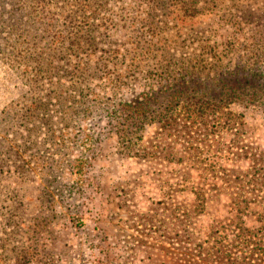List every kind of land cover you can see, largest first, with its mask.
<instances>
[{
    "label": "rangeland",
    "instance_id": "374dc122",
    "mask_svg": "<svg viewBox=\"0 0 264 264\" xmlns=\"http://www.w3.org/2000/svg\"><path fill=\"white\" fill-rule=\"evenodd\" d=\"M11 1L0 0V264H264V109L254 105L177 112L150 126L130 153L100 155L93 169L99 186L84 204H48L40 172L16 159L10 143L22 131L28 99L24 68L9 52L10 32L28 27ZM44 1L53 6L39 12H47L53 34L35 30V54L44 53L35 64L46 62L54 34L71 33L69 6ZM107 2L86 20L93 53L70 51L67 42L63 49L96 74L92 85L103 84L116 62L123 76L134 67L145 73L162 58L173 69L198 59L203 75L215 73L205 51L220 54L222 66L242 63L264 75V0Z\"/></svg>",
    "mask_w": 264,
    "mask_h": 264
},
{
    "label": "trees",
    "instance_id": "16d2710c",
    "mask_svg": "<svg viewBox=\"0 0 264 264\" xmlns=\"http://www.w3.org/2000/svg\"><path fill=\"white\" fill-rule=\"evenodd\" d=\"M63 1L69 6L64 20L71 25L70 36L55 39L54 34L52 44L56 46L49 45L52 49L46 62L37 64L35 57L43 61L44 53L35 54V30L42 25L43 33H51L52 26L43 15L47 12L39 11L53 5L35 0V7L31 9V0L11 1L14 11L25 17L28 27L24 33L15 29L9 34L10 57L16 66L24 68L21 73L28 87V99L21 104L22 121L18 124L22 131L16 134L18 141L13 135L10 143L16 159H22L27 165L32 163L40 172L44 190L49 195L45 197L50 198L48 204L67 210L69 205L84 204L89 197L88 190L99 186L93 181V169L100 155L116 149L130 153L144 140L150 126L165 123L177 112L204 113L210 108L235 103L264 109V92L259 93L257 88L264 87L263 70L247 68L242 63L222 66L220 54H206V51L205 64L211 69L217 68L215 73L210 70L203 75L198 59L188 67L175 65L173 69L172 61L162 58L145 73L143 70L137 73L134 67L130 75L123 76L116 62V68H109L110 71L100 77L104 79L103 87L92 85L96 74H86L83 61L63 54V49L67 42L70 51L82 54L91 50L93 53L96 38L86 29V20L104 13L108 2ZM43 38L41 34V41ZM69 64H74L76 70ZM205 80L210 81L204 84ZM130 84H136L132 93L119 97L120 90ZM246 89L250 92L244 93ZM63 90L64 95L56 94ZM35 146L41 150H35ZM15 170L18 171L19 166L15 165Z\"/></svg>",
    "mask_w": 264,
    "mask_h": 264
}]
</instances>
